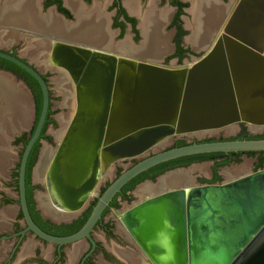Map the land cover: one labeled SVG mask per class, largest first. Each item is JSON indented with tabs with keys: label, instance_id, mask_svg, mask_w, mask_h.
<instances>
[{
	"label": "water",
	"instance_id": "1",
	"mask_svg": "<svg viewBox=\"0 0 264 264\" xmlns=\"http://www.w3.org/2000/svg\"><path fill=\"white\" fill-rule=\"evenodd\" d=\"M73 20L71 13L68 22ZM125 53L60 39L49 42L46 62L66 74L73 94L67 105L73 111L67 121L58 120L65 127L52 153H44L40 175L51 208L70 217L89 204L112 163L139 157L168 137L235 123L264 128V0H233L214 37L188 64L168 65ZM0 57L30 74L41 92L40 111L16 169L23 227L0 239L29 232L58 246L85 238L93 245L90 233L101 212L137 173L183 155L264 151V138H223L152 152L109 181L75 232L49 234L29 215L24 183L26 159L49 108V87L41 72L18 55L0 49ZM6 120L10 130L0 134L13 141L22 127H14L11 117ZM41 155L39 151L33 173ZM116 215L150 264H264V167L225 182L167 189Z\"/></svg>",
	"mask_w": 264,
	"mask_h": 264
},
{
	"label": "rangeland",
	"instance_id": "2",
	"mask_svg": "<svg viewBox=\"0 0 264 264\" xmlns=\"http://www.w3.org/2000/svg\"><path fill=\"white\" fill-rule=\"evenodd\" d=\"M110 1L111 0H90L89 2H85V4L89 5V7H90V8L87 7L86 9H92V7L96 6V5L100 7L101 13H102L101 15L105 19V26L110 33V44H111V46H114L115 44H118V43H122V41H123V42H126V44L130 47H136V46L138 47V45H139L138 43L140 42V40L142 38L141 37L142 32L140 34L141 29L140 30L138 29L139 30L138 31L139 36L137 34L136 38L134 39V37H132V35H131V30H129V28L127 26L125 27L121 36H115V34L113 33L115 30L112 29L111 27H109L108 18L110 16V14L113 12L111 7L109 6ZM127 1H128V3H135L138 6L140 12H142V13L144 11H146V9H145L146 6L149 5L152 1H154L155 8L158 11L165 12L166 18H165V21H164L161 29L165 34H167V45H168L167 47L168 48L165 52H163L164 54H162L160 56V59H158L157 62L163 63V64H168V65L188 64V63H190V61L197 58L204 51V48L208 45V43L211 41V39L214 37V35H215L216 31L218 30L219 25L221 24L228 8L230 7L231 3L233 2V0H215L223 8L222 12L220 14V17L218 18L212 32L205 39L204 44H202V46H199V47H194L191 45V43L189 41L188 42L186 41V38L188 36H190L191 30H192L191 24L193 23V20L190 16V13L194 12V9L191 8L190 13H189V9L191 7V3L193 0H180L182 3L185 4L184 7L182 8L180 15H179V24L183 30V34L181 35V44L183 45V47L187 48L188 52L182 58H180L179 60H176V58H174L172 56V53H171V46H172V42H173L172 37H173L174 29L171 26L170 18L174 12V7L169 4L168 0H119V2H121V4H123L122 5L123 8H125L124 6H125V3ZM45 9H46V6H44V4H43L42 11H45ZM67 18L69 20L71 19L69 16ZM137 22H138V20H136V26H137ZM2 28H6V27L4 26V27H1V29ZM10 28L11 27H9V29ZM11 29H14V28H11ZM22 37H24V36H22ZM22 40L23 39H19L17 42H15L9 46L4 47L3 49H5V50L7 49L6 51H8L9 49H14L18 53V51H20L24 46V42ZM73 41L82 43L83 45H96V44H91L89 42L82 41L79 39H75ZM0 49H2V47H0ZM110 50H112V48ZM122 52L125 53V51H122ZM128 53L131 54L130 52H128ZM4 71H6V70H4ZM8 73H10L12 75V78L14 79V83L19 84L20 88L25 92V94L24 93H22V94H24L28 100V111L27 112L30 113L31 118L28 122L27 127H25V129L20 131L18 136L26 135L29 132V130L32 127L33 122H34V102H33L32 93H31L30 89L28 88V86L25 84V82L21 78L17 77L12 72L8 71ZM42 74L44 76H46V81H47V84L49 87V95H50L49 96V99H50L49 109L51 112L50 118L53 121L51 123L49 122L45 127V135L49 139H41L40 147H39L40 155L42 152L43 153L47 152V154L52 153V151L54 150L55 145L58 141V138L61 135V133L63 132L64 127H65V126H63V127L59 126L58 119H61V118L64 119L65 118L64 121H67L68 118L70 117L72 111H73L72 105L69 107H68V105H66V103L68 104V102H73V94H72L71 84H70V82L66 83L64 80V77L66 74L64 75V72L60 69H57V68L52 69L49 66H48V68L43 69ZM63 89H65V90L67 89L68 91L70 90L69 95L66 92L65 96H63V94H62ZM64 100H66V101H64ZM21 104L23 105V102ZM26 104H27V102L24 101V105H26ZM242 129L245 132H247L248 134H259V135L264 134V128L251 129V128H248L243 123H235V124H232V125H229L226 127H222L220 129H217V130L197 132V133L186 134V135H182V136L168 137L167 139H165V141L158 143L157 145L152 147L149 151H147L146 153H144L143 155H141L139 157L132 158V159L118 160V161L112 163L110 165L109 169L107 170V172L100 178V181L98 182L97 188H95V193L98 194L101 186L105 182H109L110 180L113 179V177L116 175V170L118 171V170L125 169L129 165L133 164L136 160L140 159L142 156L149 155L152 152L171 147L173 145V143L175 142V140H182L184 142H191L194 140L201 141V140H205V139L211 140V139L231 138V137L237 135L238 133H241ZM10 147H11V158H12L11 159V165H10V168L8 170L7 177L5 179L0 178V201H1V196H4V195H6L10 200H9V202H7V204H3L2 202H0V212L3 211V209L5 207L4 205L9 206L12 209V212L10 215H6L7 218L5 217V221H7L8 223L6 222V224H4L5 230H0V233L4 232V231H8L10 228L9 223L13 222L14 220H16L17 223L21 224V219L19 216L18 206H17V202H16V200H17V196H16V169H17V163L19 160V155H20V152L22 149V144L21 143H14V141H12L10 143ZM254 162H255V156L240 154L238 156L237 161H231L227 164H224V165L217 167L216 172L220 177L219 178L220 181L215 182V183L225 182L229 179L235 178V177L240 176L244 173L254 171V169H255L254 168ZM263 167H264V164H263ZM211 168H212V160H205V161H201V162L191 163V164L184 166V167H179V168H176L173 170L166 171L163 174L156 176L152 180H144V181H142V182H140L134 186V188L128 193L129 197L127 199L120 201L119 208L117 211L120 212V211L130 207L131 205L137 203L138 201H140L144 197L154 195L156 193L165 191L167 189L178 188V187H188L191 185H199L202 183V180L200 178L205 179V181H208L209 178L211 177V173H212ZM31 174H32L33 181H35L37 184V188L35 189L34 195L37 198V206L40 207L38 200L39 199L42 200L41 197L42 198L46 197V199H47L45 188H44L43 181H42V174L39 175L38 178H35L33 175L34 174L33 169H32ZM177 175L182 177L181 180L172 181L171 183H165L162 186H158V185H160V183L163 179L168 178L170 176H177ZM94 197L95 196L92 195V198H94ZM5 212L7 213L10 211L5 210ZM111 215H113V213H111V211H107L104 215V218L105 219L109 218ZM113 216H114L112 219L113 224H114L113 225V231H115L116 235L114 237L113 236H107L106 238H103L100 235V229L94 228L92 231L93 237L95 239L100 240L101 243L107 249H112L114 247V245H119L120 247H125V246L129 247L135 251L136 250L135 248H137L136 245L129 238V236H127V233H126L125 229L122 227V225L120 224V222L118 221L117 216L116 215H113ZM70 218L71 217L69 215H66L65 220L70 219ZM0 220H1L0 222L2 223L1 216H0ZM122 233H123V236L128 238V240L121 239V236L118 234H122ZM29 236H32V235H29ZM12 240L13 239L5 240L0 244V252H1L0 258H2V259L4 258L3 251L5 248V244L10 243V241H12ZM32 240H34L36 242V246L38 248H40L42 251L47 250L48 251L47 256H50L51 249L53 248L52 243L41 241L36 237H32ZM82 244H83V246L86 245L84 241L82 242ZM71 245L72 244L63 245V248L67 249V248L71 247ZM137 253H139V252H137ZM97 255H99V254L97 253ZM136 255H138V254H136ZM17 257H18V254H17ZM73 260L74 259H72V260L68 259L67 260V258L65 257V258L61 259V261L58 264H72ZM137 260H138L139 264L140 263L144 264L145 260L142 259L141 256L138 255Z\"/></svg>",
	"mask_w": 264,
	"mask_h": 264
},
{
	"label": "bare ground",
	"instance_id": "3",
	"mask_svg": "<svg viewBox=\"0 0 264 264\" xmlns=\"http://www.w3.org/2000/svg\"><path fill=\"white\" fill-rule=\"evenodd\" d=\"M0 3V18L4 19L5 21H11L15 24L25 25V22L27 23L29 21H33L34 15L36 16L35 0H12V2H9L10 5H6L4 2ZM64 3L71 10L74 20L71 24H64L55 16L52 17V15H50L48 18H51L54 22L55 34L66 35L89 43L100 44L102 46L111 45L110 33L105 26V19L101 15L102 13L99 6L96 5L93 6L94 8L92 7V9H86V7H84L79 0H64ZM125 6L129 12L139 17L138 18L136 16L138 18V29H141L140 34L142 32L141 37L143 42L141 41L138 47H136L137 52L152 57V59H156L168 48L167 34H165L161 29L166 18L165 12L158 11L155 8L154 1L146 6V11H144L143 13L140 12L138 6L135 3H128L127 1L125 3ZM191 8L194 9V12H191L192 14L190 13ZM222 9L223 8L215 0H193L189 9L190 16L193 20V23L191 24V37L188 36L186 38V41H189L194 47L202 46V44H204L205 42V39L214 29V26L218 18L220 17ZM118 47L125 51L131 50L130 46H128L126 42L120 43ZM1 85L5 89L9 88L13 91L11 93L12 95H7L6 98V116L5 114H0V124H4L6 118L11 117L12 122L15 120V118H17L19 112L14 111L15 107L18 106L25 110L27 108V104L24 106L21 104L22 102L24 104V101L26 102L22 92H18L19 96L15 97L16 90L14 89V86H11V88L9 87L8 81L6 79L4 81L1 80ZM62 94L63 96H65V89H63ZM13 98L14 101L12 100ZM0 111H3V109H0ZM4 117L5 120L3 122L2 119ZM58 120L59 124H61L63 118ZM40 158L41 162L38 164L33 174L35 178H38L45 165L44 160H42V158H44L43 152ZM181 178L182 177L178 175L170 176L163 179L161 183L159 182L160 185L158 186H162L165 183H171L172 181H179L181 180ZM39 201V205L41 206V208H43V201L40 199ZM9 213L10 212H7L6 214Z\"/></svg>",
	"mask_w": 264,
	"mask_h": 264
},
{
	"label": "flooded vegetation",
	"instance_id": "4",
	"mask_svg": "<svg viewBox=\"0 0 264 264\" xmlns=\"http://www.w3.org/2000/svg\"><path fill=\"white\" fill-rule=\"evenodd\" d=\"M48 1L50 3H47L46 4V2H48ZM81 1H83V2H89L90 0H81ZM168 1H169V4H170V0H168ZM178 1H180V0H178ZM59 2H60V4H59L60 7H62L63 9H65L68 12L69 17L71 18V13H70L69 9L66 8L63 5L62 0H59ZM43 4H44V6H47V5L54 6L55 12H57L58 14H60L63 18L68 19L64 15V13H62L61 11H58V9H57V3L55 2V0H44L43 1ZM109 6L113 10V12L110 14V16L108 18L109 27H111L112 29L115 30L113 32L115 34V36H121V34L124 31V29H125L126 26L129 28V30H131V35H132V37H134V39L136 38L137 34L139 36V32H138L139 30H138V28L136 26V18L134 16L129 15L126 12V10H125V8H123L121 2H119V0H111ZM171 6L174 7V12H173V14H172V16L170 18L171 26L174 29L172 39H174V36L176 34V28H175L174 25H172V20H173V17H174L175 12L177 10V7L175 5H171ZM88 8H90V7H88ZM182 8H181V11H182ZM121 9L123 10V12L120 11ZM125 16L131 17V18L134 19V26H133V29L134 30L132 29L131 23L129 21H126L125 20ZM178 21H179V16H178ZM139 24H140V22H139ZM179 26H180V24H179ZM180 29L182 30L181 26H180ZM179 45L181 46V48L183 50L181 52V57H180V58H182L184 55L187 54L188 50H187V48L183 47V45L181 44V36H180V43H179ZM8 52H10L11 54L17 55V53H16V51L14 49L8 50ZM174 52H175V43L173 41L172 42V46H171V53H172V56L174 58H176V60H179L180 58H178V56L174 55ZM44 78L46 79V76H44ZM49 118H50V115H49ZM44 135H45V130H44ZM255 135H259V134H248L247 132H245L242 129L241 130V133H238L237 135H235V136H233L231 138H253V136H255ZM221 139H223V138H221ZM14 140H15V138L13 139V141ZM205 140H207V139H205ZM40 141H41V139H40ZM40 141H39V146H38L37 151H36L35 161H34L33 165L30 168V171H29V179H28L29 180V185L31 187L30 188V195H31L30 197H31V200H32V203H33V208L36 210L38 216L42 220H47L51 225H54L55 226V225L70 223L72 220H74L77 217H79L81 215V213L87 208L88 205L82 211H80L75 216H73V217H71L70 219H67V220H65V219L64 220H55V219L53 220V219L49 218L48 216H45L43 214L41 208L39 206H37V198L34 195L35 189L37 188V184H36L35 181H33L32 174L31 173H32V168H33V166H34V164H35V162L37 160L38 154H39ZM194 141H197V140H194ZM18 143H21V142H18ZM184 143H187V142H184ZM116 173H117V170H116ZM211 177H212V174H211ZM211 177L209 178L208 181H205V179H202V178H200V179L202 180V183H205V182L206 183H215V182H219L220 181V180H218V181L210 182ZM145 180H150V179H145ZM142 181H144V180H142ZM105 183L102 186H104ZM131 190H129L126 193L125 196H122L121 194L117 195L116 196V199H115L116 200V206H111V207H108L107 209L104 208L103 211L101 212V216H100L99 220L96 222V224L94 225L93 229L94 228H99L100 229V235L103 238H106L107 236H113L114 237L116 235L115 231H113V225H114L113 224V221H112V219L114 217L113 215H116V212H118L117 210L119 208L120 201L127 199L129 197V194L128 193ZM5 200H10V199L6 195L1 196V201L0 202L6 203ZM38 202H40V201L38 200ZM107 211H111V213H113V215H111L109 218H106L105 219L104 218V215H105V213ZM18 212H19V216H20V219H21V214H20L19 209H18ZM9 226H10L9 230L8 231L1 232L0 233V237L2 235H9V234H12V233L20 230L23 227V223L21 221V224H19V223L16 222V220H14L13 222H10L9 223ZM93 229H92V231H93ZM92 231L90 233V237L93 240L94 244L92 245V243L88 239L85 238L83 241L85 242L86 245L84 246L83 249H81L80 252H78L77 255H73L72 256L71 260L74 259L72 264H133L134 262L132 260H134V259L136 260L138 258V255L141 256L142 259L145 260V261L143 260L144 261V264H150L143 257L142 253L139 251L138 248H135L136 250L134 251L131 248L126 247V246L125 247H120L119 245H114V247L112 249H107L101 243L100 240L95 239L93 237ZM28 234L29 235H32L29 232H28ZM118 235L121 236V239L128 240L127 237L123 236V233L122 234H118ZM32 236L33 237H36L34 235H32ZM127 236H129V235L127 234ZM24 238H25V234L22 237H20V238H19V235H13V236L9 237L8 239H5V238L0 239V244L3 241H5V240L13 239L12 241H10V243H6L5 244V248H4V251H3L4 258L3 259L0 258V264H22V263L23 264H58L61 261V259H63V258L66 257L65 252L63 250V245L58 246L57 244H53V248H52V251H51V254H50L49 258H44L40 254V249L36 246L33 249H31L28 254H25L21 258L17 259L18 258L17 257V253L20 251V248H21V245H22V242H23ZM137 252H139V253H137ZM97 253L99 255H97ZM136 254H138V255H136Z\"/></svg>",
	"mask_w": 264,
	"mask_h": 264
},
{
	"label": "crops",
	"instance_id": "5",
	"mask_svg": "<svg viewBox=\"0 0 264 264\" xmlns=\"http://www.w3.org/2000/svg\"><path fill=\"white\" fill-rule=\"evenodd\" d=\"M43 1L44 0H35V14H36V16L34 15V20L32 19L33 21H29L27 23L25 22V25L15 24L11 21H5L4 19L0 18V26L6 27V28H2V29L0 27V47H2V50H5V49H3L4 47L9 46V45L17 42L19 39H23L22 41L24 42V46L20 51H18V53L16 52L17 55L19 57H21L23 60H25L26 62H28L29 64H31L32 66H34L38 71L41 72V74H42L43 69L48 68L46 58L48 55L49 42L51 40L60 39L62 41L75 43V41H73V40H75V38H72V37H69L66 35L55 34L54 33V22L51 18H48V17L50 15H52V17L55 16L56 18H58L59 21H61L64 24H71L72 22L71 23L68 22V21H71V19L69 20V19L63 18L60 14L55 12L54 6H51V5H47L45 11H42ZM79 1L86 8L89 7V5L85 4V2H83L81 0H79ZM10 2H12V0ZM62 3L66 8L69 9V7L64 3V0H62ZM5 4H9V3L6 2ZM69 11H70V13H72L70 9H69ZM8 26L11 28H14V29H11V28L9 29ZM21 35L24 37H22ZM76 43H79V42H76ZM91 44H94V43H91ZM119 44L120 43L115 44L114 46H111V45L110 46H102L100 44L87 45V46H91V47H95V48H99V49H108V51H111V52L113 51L115 53H121L122 49H120L118 47ZM136 47H130L131 48L130 51H125V50H123V51L127 52V53H125L127 55L136 56L137 58H140L143 60H151V61H157L158 59H160V56L162 54H164V53H162L156 59L155 58L152 59V57H149L147 55L140 54L139 52H137ZM110 48H112V50H110ZM9 50H11V49H9ZM128 52H130L131 54H129ZM1 77H2V79H1ZM4 78L8 81L10 88H11V86H14V89L16 90L15 97L19 96V93H18L19 91L24 93V94H25V92L20 88L19 84L14 83V79L12 78V75L10 73H8V71H4V70L0 69V109H3V111H0V114H5V116H6V109H5V106H7L6 105L7 99L6 98H7V95H9L8 91L11 89H9V88L5 89L1 85V80L4 81L5 80ZM5 94H6V96H5ZM24 94H23V96L25 97V100L27 102V108L25 110H23V108H20L18 106L15 107L14 111H18L19 114H18L17 118H15V120L12 122V123H14V127H17L18 125H20L22 127V129L20 131H22L23 129H25V127H27L28 122L31 118L30 113L27 112L28 111V100ZM12 100L14 101V98ZM4 120H5V117L2 119V121L4 122ZM0 123H1V119H0ZM9 123H10L9 120H6L4 122V124H0V131L5 130L7 132L8 130H10ZM11 142L12 141H9L7 138H2V136L0 134V178H2V179H5L7 177L8 170H9L10 165H11V159H12L11 158V147H10ZM41 199L43 201V208H41V206H40V208H41L42 212H44L43 214L45 216H48L49 218H51L53 220L54 219L55 220H64L65 219L67 214L62 213V212H57L56 210L51 208L46 197H43V198L41 197ZM3 204H7V203H3ZM4 206L5 207H4L3 211L0 212V216L2 219V223L0 222V230H5L4 224H6V222H7V221H5V217L7 218L6 215H10L12 212V209L9 206H6V205H4ZM6 209L10 211L9 214H6V212H5ZM32 237L33 236H29L28 233L25 234V238L22 242L20 251L17 253L18 254L17 259L21 258L25 254H28L31 249L36 247V242L34 240H32ZM82 242H83V240L78 242V243L72 244L71 247H69L67 249L63 248L65 255L67 257V260L68 259L70 260L73 255H77L78 252H80L81 249L84 248ZM51 251H52V249H51ZM47 253H48L47 250L42 251L40 249V254L44 258H49V256H47ZM136 260L134 259L133 262L135 264H139L138 261H136Z\"/></svg>",
	"mask_w": 264,
	"mask_h": 264
},
{
	"label": "trees",
	"instance_id": "6",
	"mask_svg": "<svg viewBox=\"0 0 264 264\" xmlns=\"http://www.w3.org/2000/svg\"><path fill=\"white\" fill-rule=\"evenodd\" d=\"M55 2L57 3L58 11H61L62 13H64V15L66 17H68L69 16L68 12L65 9H63L62 7H60L59 0H55ZM47 3H50V2L48 1V2H46V4ZM170 4L175 5L177 7V10H176L174 17H173V20H172V25H174L176 28V34H175L174 39H173V41L175 43L174 55H176V56H178V58H180L181 52L183 50H182L181 46L179 45V43H180V36L183 34V30L180 29L178 16L181 13V8L184 7L185 4L178 1V0H170ZM120 11L123 12L122 9ZM125 20L129 21L131 23L132 29H133L134 19L131 17L125 16ZM0 68L7 70V71H10L13 74H15L17 77L21 78L25 82V84L28 86V88L30 89V91L32 93L33 102H34V122H33V125L26 135L18 136L14 140V143L21 142L22 145H24L29 134L32 132V130L34 128L35 122L37 120V117H38V114L40 111V106H41L40 88H39V85L36 82V80L30 74H28L26 71H24L23 69H21L20 67H18L14 63H12V62L4 59V58H1V57H0ZM49 106H50V104H49ZM50 113H51L50 109L48 108V110L46 112V116H45V121H44V124L41 128L39 137L34 142V144L32 145V147L28 153L27 159H26L25 174H24L25 199H26V204H27L29 215H30L31 219L36 223V225L38 227H40L43 231H45L49 234L61 236V235H67V234L73 233L78 228H80V226L84 223L85 219L87 218V216L91 210V207L93 206V204L95 202V199H93L92 201L89 202L87 208L81 213V215L79 217L72 220L70 223L60 224V225H55V226L51 225L47 220H42L38 216L36 210L33 208V203H32L31 197H30L31 196L30 195V188L31 187L29 185V180H28L29 179V171H30L31 166L33 165V163L35 161L36 151H37V148L39 146V140L40 139H49L46 135H44V130H45L46 124L53 121L51 118H49ZM253 138H264V134L255 135V136H253ZM182 144H184V142L182 140H175V142L173 143L172 146H178V145H182ZM240 154L255 156V162H254V168L255 169L254 170L263 167L264 151L204 152V153H195V154H189V155H183V156L175 157L172 159H168V160L156 163V164L148 167L147 169L137 173L132 178H130L127 182H125L120 187V190L112 196L111 200L108 202L105 209H107L108 207H111V206H116V200H115L116 196L119 194H121L122 196H125L129 190H131L136 184H138L142 180H145V179L152 180L157 175L163 173L164 171H167L169 169H173L175 167H184V166H187V165H189L191 163H195V162L212 160V168H211L212 177L210 179V182L218 181L219 176L216 172L217 167L224 165V164H227L231 161H237L238 156ZM17 165H18V163H17ZM120 171L121 170H118L116 175ZM108 183L109 182H106L105 185L99 189L98 194L101 193V191L104 189V187ZM5 202L6 203L9 202V200H5Z\"/></svg>",
	"mask_w": 264,
	"mask_h": 264
},
{
	"label": "built area",
	"instance_id": "7",
	"mask_svg": "<svg viewBox=\"0 0 264 264\" xmlns=\"http://www.w3.org/2000/svg\"><path fill=\"white\" fill-rule=\"evenodd\" d=\"M92 195H94L95 197L92 198ZM97 195H98V194H96V193H95V190H94V191L91 193V195H90V196H91V200L95 199Z\"/></svg>",
	"mask_w": 264,
	"mask_h": 264
}]
</instances>
